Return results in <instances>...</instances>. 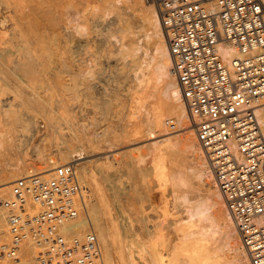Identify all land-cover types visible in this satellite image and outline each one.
<instances>
[{"label": "bare ground", "instance_id": "1", "mask_svg": "<svg viewBox=\"0 0 264 264\" xmlns=\"http://www.w3.org/2000/svg\"><path fill=\"white\" fill-rule=\"evenodd\" d=\"M95 1L40 0V6L38 8L12 9V11H15V13L13 12V14L15 15L12 14L14 16L15 22L14 30L11 34L8 35V37L0 39V81H2L3 84L4 80V83H6L7 86V90H9L8 87L11 88V86L13 85L9 86L5 77L15 75L14 77H16V81L13 80V82L15 81L14 85L16 83L17 86L11 88V90H13L14 92H12V96L6 95L5 97H3L6 94L3 92V99L0 98V154L2 155V159L4 160L2 161L4 164L1 162L3 166H1L0 163V175L4 174L6 177L4 178L5 180L0 181V185L3 186V189H8L12 181L17 177L30 176L33 174H44L46 176H50L53 169L57 165L66 162H72L75 167L76 175L79 177V180L87 190V196L85 198L84 205L85 213H80L75 220L66 222L64 225V229L74 232H82L85 229L89 228L92 229L96 233L101 243L103 264H250L246 249L240 241L236 225L226 207L222 193L214 180L204 151L196 138L194 124L190 121L187 107L181 97L179 84L174 73L170 69L171 56L164 38L163 28L160 24L159 16L153 0H138L141 10V24H139V26H141L139 30L134 29L127 23L123 22L122 24L121 22L120 24L116 25V27L114 26L115 28L110 32L106 33L103 30L105 33L100 38L102 42L100 46H102V49L100 47L99 48L103 50L106 58L108 56H113L115 58V72L117 74L121 71L124 72L123 69L126 68V66H129L128 68L133 75V82L134 86L136 87L135 89H137L136 93L134 90L133 95H131L133 99L130 97L132 100H134V102H130L133 103L130 104L133 105V111L129 113L132 115H127V117H130H128V119H123L128 122H125L126 125H123L125 123L121 122L123 123V127L120 132L118 133V131L115 130V133L117 131V134L112 133V135H110L115 128H110L111 126L109 124H106L103 128L101 126H96L98 123L97 120L100 117H97L93 113V115L91 116L94 117H92V119L90 118L91 121H88L87 119L88 122H84L83 120L81 121L80 116L74 112L80 118V120L76 119L75 121L74 114L70 110L73 106H68L67 108V105L69 103L66 104L64 102L66 106L61 104L63 102L59 103V101H57L58 104L56 105L51 104L53 98L51 99L49 95L52 94H47V96V91H49L50 93H59L63 89L64 91H61L62 93L65 92V88L67 92L68 90L73 91V87L67 90L69 84L66 87L63 83L65 82L66 77L63 82H60L62 81L61 78L60 81L58 79L59 82L57 81V78L63 77L64 75L59 77L54 76V78L56 79L54 80L55 83L53 81H48L51 73H53L55 69H58L59 71L60 68L58 66L54 69L50 66V75L47 74L45 77L44 73L46 67L48 68V66L51 65V62L56 61V56L58 57V53L60 54L63 49L64 51H66L65 53H67V51L71 49V45H73V43L76 42V45L74 46H77L79 40H84L85 42H87L90 39L91 42V38H94V36H96L97 34H93V32L96 30L94 29V25L96 24L95 20L99 19L100 21H97V23L101 25L104 24L106 21V16L110 11L112 12L113 9L115 10V8L119 10V8H121L122 6H127L133 0H100V3H98L97 0L96 4H94ZM7 3L9 4L10 2L7 1ZM41 3L44 4L41 5ZM118 14L119 12L116 13V15ZM113 32L117 33L115 34ZM110 35L114 36V40H107ZM140 36H143V39L141 41L139 40ZM80 44L82 45L83 43ZM84 45H86V43ZM88 45L90 46V44ZM218 45L223 57L226 60H228L232 55L236 54L235 50L231 46L226 45L224 42H220ZM148 47L151 48L149 51L147 49ZM86 48H88V46ZM72 49L75 50V47ZM87 50L89 52L91 51V54L93 51L92 56L96 54V51L94 52L92 48H90V50L84 48V51H86L85 53L89 54L85 55L86 57L90 56V53H88ZM76 52H73V54H75ZM69 53L70 54L67 53L66 56L73 55L70 51ZM83 54L81 56L82 58ZM98 55L96 54L95 56ZM81 57L80 59L82 61ZM109 57L107 59H109ZM63 58L65 59V57ZM63 58L61 60H63ZM75 58L76 57L74 56V59ZM59 59L57 61H60ZM71 59H73V57ZM74 59V63L78 62V60L75 61ZM91 60L90 64H85L84 66V64L81 62L79 65L83 67L82 71L84 73L82 72L83 76L81 75L80 77L81 79L83 78V80L85 79V75V77H88L89 79L90 77L94 76L98 68L100 69V66H96L98 68H92L93 64L97 63L96 61H98V59L95 60L94 63L91 62ZM57 61L54 62L55 66H57V64L59 63H57ZM65 61L63 60V63ZM70 61L72 60H69L68 62ZM85 61L86 60H84L83 62ZM71 63L68 64L70 65ZM60 64L61 62L59 63V65ZM68 64H65L66 68L69 67ZM97 64H100L99 61ZM73 67L74 66H72V69H75ZM81 67L79 69H81ZM69 68L71 70V67ZM60 73L64 74L63 72ZM82 73L80 70V74ZM48 75L49 77L47 78ZM78 75L76 74V77ZM11 77L9 79V82L11 81ZM50 79L52 80V78ZM81 79L79 81H82V83H84V81ZM85 81L87 80L85 79ZM71 82H73V80ZM76 83H78V81ZM2 84L0 82V87L2 86ZM78 84L76 86H78ZM79 87L80 84L78 86V89L80 90ZM27 89L30 92H27L26 96L24 95V92ZM103 89L105 90L108 88L103 87ZM45 91L46 93H43ZM0 94H2V92H0ZM77 94L79 95V93ZM134 94H136V96ZM61 95L63 96L64 94ZM114 95L115 94H113L111 91L109 97L111 101L114 98ZM55 96H60V94H53L52 97H54L55 99ZM106 96L108 97L109 95ZM56 98L58 100V97ZM15 99L18 100L17 102L19 103V105H21V107H23V109H26L27 107L29 111V108H31L32 112L35 111L34 113H36V115L39 114L44 118L43 120L49 126L50 134L52 136L51 145L56 146V151H54L55 153L53 152V154L52 151L44 147L45 145L39 143L35 144L34 158L43 163H40L42 166L36 163L37 165H39V167H37L38 169H36L35 171L32 170V168H36L33 165L35 164V161L32 160L33 164L32 166H30L32 161L30 160V163L28 160H26V154H23L26 153V150L24 149L25 143L23 140L17 137L18 133H16V131L20 126L19 133L25 135V137H29L33 134L32 130L34 128L31 129V127H33L32 123H35L37 120L33 115V120L25 118L28 115H22V112L27 113L28 111H22V108V110L20 111L19 109H14V111L9 112L7 108L9 107V104L12 105V103H15ZM80 101L82 100L80 99ZM17 102L16 104L18 105ZM14 107L16 106L14 105L13 108ZM131 107L129 108L131 109ZM99 109V111L101 112V117H104L108 114L107 105H104ZM141 113H144L143 115L146 121L144 127L142 125L143 123L141 124L143 129L146 130L148 135L152 134L153 136H155V139H153L154 141H152V144L150 143L151 141L148 142V144H151L150 147L148 146V151L140 153L138 150H142V148L138 149L137 147H140L138 145L136 148H134V150L138 149L137 151L139 152V154L135 153V155L131 156L128 153L131 156L129 159L127 157L123 158L124 160L120 158L122 159V166L126 167L123 170L127 174L126 179L129 178L130 180L128 181H131L134 186L138 184V186L136 185L135 188H140V190L137 189V192L139 190V192L137 193L135 192L136 190L133 191L135 188L132 186V190L131 192L129 191V193L132 196H134L135 194V196H137V194H141V192L143 193V190H145L144 193L146 197L148 188L146 189V187H144V189L141 187L147 186L148 180L146 179V177L149 174L153 176L154 184L159 186L167 185L169 187L168 192L173 201L172 203L181 206V218L179 219L178 217H176V215L174 218L178 219L174 221L171 220L173 222V225L171 223L166 224L165 222L164 224L161 219L160 223L158 220V223H156L157 221L154 222L156 224H153L154 226L151 225L152 223L147 225V221L142 220V215L138 213L139 211L137 210V208L139 206L136 208L138 202H134V199L139 195L135 198L133 197L134 201H129L130 194L128 193L127 198V194H125L124 192V190L126 189L122 190L121 187V189L117 188L118 190L116 191L113 189V191H111V189L109 190L112 192V197L115 198H112L113 200H117V202L120 200L118 209L121 210V213L123 212L125 214L126 210L129 211L124 216L126 222L122 220L123 222L121 221L122 225L120 223V226L118 224V221L115 220L116 215H113L112 207L110 206L109 202L110 198L108 199L106 193L103 191L104 189L101 186L102 183L100 184L99 177L97 175V171H108V167L110 169V166H112L115 162V159H113L115 156L110 158V154H105L106 152H108L106 151L104 153L105 155L103 154V152L101 153L104 156L100 154L96 157L90 158L88 160L89 162L87 161V159L85 161H75L79 158V154L81 151L84 150L86 153H91L92 151H94V154L95 150H99L100 148H102L104 142L106 147H114L118 144L120 145L126 142L129 143V141L132 139V137L130 138V136H132L134 132L136 133V135L137 132L138 134L140 133L139 131H136L138 129H136L134 125L135 121L139 118V115L141 116ZM257 114L258 120L262 126V130L264 133V105H261L257 109ZM11 115L17 118L20 117V123L18 124L19 126L17 127L16 131L14 130L15 133L13 134H11V132L8 133L10 130L4 125L6 121L5 123L2 122L5 120L3 118H7ZM77 116H75V118ZM168 118H173L175 120V130H168L166 126V121ZM14 123L15 122H13L12 124L15 125ZM36 123L35 131H38L37 127L39 126H36ZM128 123H130V125H134L130 126ZM9 124L10 123L8 122V125ZM127 124L129 125V129L127 128ZM2 126L5 129L1 128ZM89 127L91 128L89 129ZM130 127H132L133 130H130ZM137 128L139 127L137 126ZM62 129L65 130L62 131ZM180 129H182L183 131L181 130L180 132H175L176 130ZM65 131L69 136L68 138L65 137ZM126 139H128L129 141ZM72 140L76 143H73ZM126 146L127 145H121L118 148L121 149ZM99 151L101 152V150ZM128 151L124 150L122 153H120L125 154L126 152L127 154ZM147 155L150 156V164L148 166H137L138 163H143ZM123 156L124 155H122V157ZM120 159H117L116 157V162H118L117 160ZM112 167L113 170H115L114 165ZM3 168H8L9 172L15 176L17 175V177L10 178V173L8 174L2 172ZM27 168L29 172H25ZM107 173L104 178L101 177L104 179V181L105 178H107ZM123 180L125 179L123 178ZM119 181H117L116 179V183ZM122 183L125 184V182ZM150 183L151 182L149 181V184ZM132 184H130V186ZM111 185H109L110 188L112 187ZM141 189L143 190L141 191ZM120 190H122L124 194L121 192L122 194L119 193L118 195V192ZM152 193L154 195V190ZM142 196H139L140 198H137L136 201L140 200ZM143 198L141 199V201L144 200ZM147 198H145V201ZM134 203L135 205H133ZM177 213L178 212H176V214ZM132 219H139V222L135 224ZM131 220L134 224L131 222ZM137 220L135 222H137ZM170 225H172V227ZM0 233V238L8 237V212L1 205ZM34 253L36 254L35 246L29 238H25L18 257L14 259H4L2 263L21 264L23 259L24 264H35L36 260L34 261Z\"/></svg>", "mask_w": 264, "mask_h": 264}, {"label": "built area", "instance_id": "2", "mask_svg": "<svg viewBox=\"0 0 264 264\" xmlns=\"http://www.w3.org/2000/svg\"><path fill=\"white\" fill-rule=\"evenodd\" d=\"M171 56L170 69L194 124L196 138L236 225L250 264H264L263 0H154ZM235 53L226 60L219 43ZM175 129L173 118L166 121ZM87 190L72 162L50 176L17 177L0 185L8 237L0 264L17 258L25 238L38 264H103L92 229L65 230L85 213Z\"/></svg>", "mask_w": 264, "mask_h": 264}, {"label": "rangeland", "instance_id": "3", "mask_svg": "<svg viewBox=\"0 0 264 264\" xmlns=\"http://www.w3.org/2000/svg\"><path fill=\"white\" fill-rule=\"evenodd\" d=\"M7 1H9L10 3L8 4L7 3ZM93 2L95 1V0H92ZM154 1V0H153ZM92 2V3H93ZM96 2H97V0L95 1V3L94 4H96ZM98 3H100V0H98ZM97 3V4H98ZM44 4V3H43ZM42 3H41V5H43ZM40 6V0H0V39H3V38H6V37H8V35L9 34H11L12 32H13V30H14V24H15V22H14V16L13 15H15V14H13V12L15 13V11L13 10L12 11V9H15V8H23V9H28V8H38ZM156 7V6H155ZM117 12H119V14L118 15H116V13ZM13 14V15H12ZM140 16H141V10H140V6H139V1L138 0H133L132 2H130L127 6H122L121 8H119V10H117L116 8H115V10L113 9V11L111 12H109V14L106 16V21H105V23L104 24H99V23H97V21H100L98 18H96V19H98V20H95V27H94V29H96L94 32H93V34L94 33H97L96 34V36H94V38H91V42H90V39L87 41V42H85L84 40L82 41V40H79V42L77 43V46H74V45H76V42L75 43H73V45H71V49L72 48H74L75 47V50L74 49H70V50H68L67 51V53L68 54H70L69 53V51L71 52V54H73V52H76L75 54H73V55H69V56H66L67 55V53H65L66 51H64V49L62 50V52H60V54L58 53V57L56 56V61L59 59V57H60V61H57V63L59 62H61V64L63 65H59V63L57 64V66H55V63L54 62H56V61H54V62H51L50 64L51 65H49L48 66V68L46 67V70H45V73H44V75H45V77H46V75L47 74H49L50 75V73H49V70H50V66H51V68H57L58 66H59V71H58V69H55V74H57V75H55L54 74V72L53 73H51V76L49 77V75L47 76V78L49 77V79H48V81H53L54 82V80H56L55 78H54V76L55 77H59V76H63V77H59V78H57V81H58V79H59V81L62 79V81H60V82H63L64 81V79H65V77H66V80H65V82H63L64 84H65V86L67 87L68 86V84H69V86L67 87V90L69 89V88H72L73 89V91H69L68 90V92L66 91V88H65V92H62L61 93V91H64L63 89L60 91V90H57V91H60L59 93L58 92H49V91H47L48 93H46V91L45 92H43V93H46V95L47 94H52V95H49L50 96V98L52 99H54V97H52L53 96V94H60V96H55V99H54V102H53V99H52V105L54 104V105H56V104H58L57 103V101H59V103H61V102H63V103H61V104H63V105H65L64 104V102L66 103V104H68L67 105V108H68V106L70 107H72L73 108V110H72V108L70 109L71 110V112H73V114H74V119H75V121H76V119H78V120H80V118H81V121L83 120L84 122H88V121H91V119H92V117H94V116H91V115H96L97 117H100L97 121H98V123H97V125L96 126H98V127H104L106 124H109L111 127L110 128H115L112 132H111V134L110 135H112V133L114 134L115 133V130H117L118 131V133L120 132V130L122 129V127H123V125H126V123L125 122H128V121H126V120H123V119H128V117H130V116H128L127 117V115H132V114H129V113H131L132 111H133V105H130V104H133V103H130V102H134V100H132L133 98L131 97V95H133V91L135 90V93H136V90L137 89H135L136 87L134 86V82H133V75H132V72L129 70V66H126V68H124L123 69V71L124 72H120V73H116L115 72V68H116V61L114 60L115 58L112 56H108L109 57V59H107L106 58V56L104 55V52H103V50H101L102 49V46H100L101 45V37L103 36V34L106 32H110L111 30H113L115 27H116V25H118V24H120L121 22H122V24H123V22L124 23H127V24H129V25H131L134 29H136V30H139V28H140V26H139V24H141V21H140ZM107 22V23H106ZM104 25V26H103ZM108 26H109V28H108ZM115 26V27H114ZM103 27V28H102ZM97 29H99V30H97ZM110 29V30H109ZM105 32H104V31ZM107 30V31H106ZM99 32H100V34H99ZM102 32V33H101ZM113 33H117V32H113ZM96 38V39H95ZM99 38V39H98ZM143 39V36H140L139 37V40L141 41ZM107 40H110V41H112V40H114V36L113 35H110L109 37H108V39ZM80 43H83L82 45L80 44ZM86 43V45H84ZM71 44V43H70ZM88 44H90V46L88 45ZM98 45V46H97ZM80 46V47H79ZM88 46V48H86ZM92 46V47H91ZM76 47H77V49H76ZM79 47V48H78ZM101 49H100V48ZM84 48L85 49H89L90 50V48H92V50H94V52L96 51V54L98 55V56H95V55H93L92 56V54H93V51H92V54H91V51L89 52L88 50V53H90V58L88 57H86L85 55H89V54H87V53H85L86 51H84ZM83 49V50H82ZM148 49V51L151 49L150 47H148L147 48ZM79 51V52H78ZM80 51H82V52H80ZM63 55H62V54ZM65 53V54H64ZM78 53V54H77ZM83 54V58L81 57L82 56V54ZM79 56H77V55ZM61 55V56H60ZM74 56L76 57L75 59H74ZM84 56H85V58H87V59H85L84 58ZM63 57H65V59L63 58ZM70 57V58H69ZM73 57V59L76 61V60H78V62H76V63H74V61H73V59H71ZM80 57L82 58V61H81V59H80ZM96 57V58H95ZM63 58V60L65 61L67 58H69V59H67L64 63H63V60H61ZM80 59V61H79V59ZM93 58H94V60H93ZM92 59V60H91ZM98 59V61H99V63L100 64H97L98 63V61H96L97 63H95V64H93V66H92V68H98L99 66H100V69L98 68L97 69V71H96V73L94 74V76L93 77H90L89 79H88V77H85L84 76V78L89 82H87V81H85V79L83 80V78L81 79L80 77H81V75L83 76V67H81V66H79L80 65V63L82 62L83 64H84V66H85V64L87 65V64H90V60H91V62H93L94 63V61L95 60H97ZM69 60H72V61H70V62H68ZM84 60H86L85 62H83ZM71 62H73V63H71ZM68 63H71L70 65L68 64ZM79 63V64H78ZM65 64H68L69 65V67H71V70H70V68L69 67H67L66 68V65ZM74 64V65H73ZM75 64H77V65H75ZM97 64V65H96ZM53 65V66H52ZM67 65V66H68ZM74 66L73 68H75V69H72V66ZM95 65V66H94ZM79 66V67H78ZM96 66H98V67H96ZM81 67V69H79ZM102 67V68H101ZM111 67V68H110ZM115 67V68H114ZM68 68H69V70H68ZM66 69V70H65ZM115 69V70H114ZM57 70V71H56ZM80 70H81V73L82 74H80ZM52 71V70H51ZM65 71V72H64ZM68 71H70V72H68ZM60 72H63L64 74H61ZM69 73V74H68ZM66 74V75H65ZM68 74V75H67ZM73 74H74V76H73ZM76 74L78 75L77 77H79V78H77L76 77ZM69 75H71V76H69ZM12 76V77H11ZM15 76V75H14ZM13 75H10V77H11V81L9 82V79H10V77H5V79H6V81H7V83H8V85L9 86H11V85H13V86H11V88H13V87H16L17 86V84L15 83V85H14V82L16 81V77H14ZM70 78H68V77ZM2 77V76H1ZM14 77V78H13ZM50 78H52V80L50 79ZM54 78V79H53ZM61 78V79H60ZM77 80H76V79ZM83 80L84 81V83H82V81H79V80ZM1 80V79H0ZM13 80H15L14 82H13ZM68 80V81H67ZM73 80V82H71ZM56 81V82H57ZM58 81V82H59ZM78 81V83L80 84V90L78 89V86H79V84L78 83H76ZM1 82V84H2V81H0ZM11 82H13V83H11ZM87 82V83H86ZM55 83V82H54ZM71 83V84H70ZM4 84V85H3ZM3 84H2V86L0 87V88H2V89H0V92H2V94H0V98H2L3 99V97H5L6 95L8 96H12L13 95V90H11V88H9L8 87V89L9 90H7V86H6V83H4V80H3ZM78 84V86H76ZM81 84H85L84 86L83 85H81ZM103 85V86H102ZM71 86V87H70ZM86 86H87V88H86ZM82 87H84V88H82ZM103 87L104 88H108V89H103ZM134 87V88H133ZM5 88H6V90H5ZM77 88V89H76ZM18 89V88H17ZM71 89V90H72ZM75 89V90H74ZM76 90H78V91H76ZM89 90V91H88ZM107 90V91H106ZM112 91V93L113 94H115L114 95V98L112 99V101L109 99V97H110V94H111V91ZM6 93L5 95H4V93ZM9 92V93H8ZM13 92V93H12ZM27 92L29 93L30 91L27 89V90H25V92H24V95H26L27 96ZM74 92V93H73ZM81 92V93H80ZM83 92V93H82ZM105 92V93H104ZM132 92V93H131ZM77 93H79V95L81 96H79ZM61 94H64L63 96L61 95ZM4 95V96H3ZM75 95V96H74ZM106 95H109L108 97L106 96ZM135 96H136V94H134ZM137 95H138V93H137ZM3 96V97H2ZM44 96H45V94H44ZM48 96V95H47ZM46 96V97H47ZM67 96V97H66ZM78 96H79V98H78ZM104 96V97H103ZM56 97H58V100H57V98ZM61 97V98H60ZM132 99H131V98ZM134 97V96H133ZM71 98V99H70ZM50 99V100H51ZM60 99H62V100H60ZM64 99V100H63ZM78 101H77V100ZM80 99L82 100V101H80ZM16 101H14L15 103H12V105L11 104H9V107L7 108V110L10 112H12V111H14V109L16 110V109H19V111L20 110H22L23 109V107H21V105H19V103L17 102L18 100L17 99H15ZM86 100V101H85ZM102 100V101H101ZM75 101V102H74ZM16 102L18 103V105L16 104ZM76 102H78V103H76ZM82 102V103H81ZM112 102V103H111ZM84 103V104H83ZM81 104V105H80ZM83 104V105H82ZM113 104V105H112ZM16 106V107H14L13 108V106ZM104 105H107V110H108V114L106 115V116H104V117H101V112L99 111L100 109L99 108H101L102 106H104ZM130 105V106H129ZM5 106V105H4ZM3 106V107H4ZM66 106V105H65ZM85 106V107H84ZM101 106V107H100ZM132 106V107H131ZM19 107V108H18ZM81 107V108H80ZM129 107H131V109L129 108ZM22 108V109H21ZM75 108V109H74ZM12 109V110H11ZM30 110L28 111V108L26 107V109H23L22 111H24V110H27L28 112L27 113H29V114H27V113H25V112H22V115H28L27 117H25V116H22V117H25V118H27V119H32V118H34L35 117V119L37 120L36 122L38 123H36V126H39V127H37L38 129V131H35L36 129H35V123H32V126L33 127H31V129H33L32 131H33V134L32 135H30L29 137H25V135H22V134H20L19 133V123H20V117L19 118H17V117H13V115H11V116H8L7 118H3V119H5L4 121H2V122H4L5 123V121H6V123L4 124L9 130V132L8 133H10L11 132V134H13V133H15L14 132V130L16 131V129H17V127H18V129H17V131H16V133H18L17 134V137H19L21 140H23L24 141V143H25V147H24V149L26 150H24L26 153H23L27 158H26V160H28L30 163H31V161L33 160V161H35V164H33V161H32V163H31V165L30 166H32V164L36 167V168H32V170L33 171H35L36 169H38L37 167H39V165L40 166H42L41 164H43L41 161H38L36 158H34L35 156H34V146H35V144H37V143H39V144H43V145H45L44 147L45 148H47V149H49L50 151H52V153L54 152V151H56V146L55 145H53V146H55V147H53L52 145H51V143H52V136H51V134H50V130H49V126L44 122V118L43 117H41L39 114H37L36 115V113H34V112H32V110H31V108H29ZM81 109H83V110H81ZM87 109V110H86ZM89 109V110H88ZM94 109V110H93ZM75 110V111H74ZM86 110V111H85ZM129 110H131V111H129ZM83 111V112H82ZM93 111V112H92ZM77 114V115H79L80 116V118H79V116H77L75 113ZM90 112V113H89ZM25 113V114H24ZM93 113V114H92ZM98 113V114H97ZM89 114V115H88ZM126 114V115H125ZM144 114V113H143ZM142 113H141V116L139 115V118L137 119L138 120V123H137V120L135 121V125L134 124H132V125H134L135 127H136V129H138V130H136V131H139L140 133L138 134V132H137V135H139V136H137L136 135V133L134 132L133 134H132V136H130V138L132 137V139L129 141L128 139H126V140H128L129 141V143L128 142H126V143H124V144H118V145H116V146H114V147H106V145H105V142H104V147L102 146V148H100L99 150H101V152L99 151V150H95V153L93 154V152L94 151H92L91 153H86L84 150L83 151H81L80 152V154H79V158L77 159V160H75V161H81V160H83V161H85L86 159H87V161L90 159V158H93V157H96V156H98V155H100L102 152H103V154L106 152V151H108V152H106L105 154H110L109 155V157L110 158H112V157H114L113 159H115L114 161V167H115V170H113V165L112 166H110V169H109V167L107 168L108 169V171L107 170H105L104 172H102V171H100V172H102V173H100V172H98L97 171V175H98V177H99V181H100V184H101V186H102V188L104 189L103 191L106 193V195H107V197H108V199H109V202H110V206L112 207V212H113V215H116L115 216V220L116 221H118V224L120 225V223H121V225H122V222L124 221V222H126L125 221V214L126 213H128L129 211L128 210H126V212H125V214L122 212L121 213V210L120 209H118L119 208V206H118V204L120 203L119 201L117 202V200H113V199H115L114 197H112V192L111 191H113V190H118V189H121V187H122V190H124V189H126V190H124V192H125V194H127L126 195V197L128 198V193H129V191L131 192V190H132V186L135 188V186L137 185L138 186V184H136L135 186L131 183V181H128V180H130L128 177V179H126V176H127V174L125 173V171H123L124 170V168H126L125 166L123 167L122 165H123V163H122V159L123 158H125V157H127L128 159L131 157V156H133V155H135V153L136 154H139V152L140 153H144V152H146V151H148L149 150V147H150V145L152 144V141H154L153 139H155V136H153L152 134H147V132H146V130L145 129H143V127H144V125H145V123H146V121H145V117H144V115H143ZM34 117H33V116ZM143 115V116H142ZM31 116V117H30ZM75 116H77L76 118H75ZM85 116V117H84ZM30 117V118H29ZM142 117V118H141ZM17 118V119H16ZM83 118V119H82ZM84 118H85V120H84ZM91 118V119H90ZM122 118V119H121ZM15 119V120H14ZM87 119H88V121H87ZM90 119V120H89ZM130 119V118H129ZM9 120V121H8ZM14 120V121H13ZM16 120H18V121H16ZM33 120V119H32ZM141 120V121H140ZM15 122L14 124L15 125H13L12 123L13 122ZM139 121H140V123H139ZM8 122L10 123L9 125H8ZM17 122V123H16ZM121 122H123V123H125V124H123V123H121ZM143 123V124H142ZM123 124V125H122ZM129 125H130V123H128ZM127 124V125H128ZM136 124H138V125H136ZM143 125V127H142V125ZM3 125V126H4ZM8 125V126H7ZM11 125H13L14 126V128H13V126H11ZM17 125V126H16ZM129 125H128V129H129ZM132 125H130V126H132ZM140 125V126H139ZM1 127V128H4V127ZM133 126V127H134ZM137 126L139 127V128H137ZM165 126V125H164ZM163 126V127H164ZM16 127V128H15ZM6 128V129H7ZM13 128V129H12ZM91 127H89V129H90ZM166 128V127H165ZM5 129V128H4ZM133 130V128L132 127H130V130ZM176 129V128H175ZM174 129V130H175ZM13 130V131H12ZM65 129H62V131H64ZM99 130V129H98ZM143 130V131H142ZM145 130V131H144ZM169 131H171L170 129H168ZM173 130V129H172ZM182 129H180V130H176L175 132H180ZM117 131H116V133L115 134H117ZM143 133H142V132ZM183 131V130H182ZM7 133V134H8ZM65 137H69L68 136V134H67V132L65 131ZM144 134V135H143ZM145 134H147V135H145ZM142 135V136H141ZM134 137H135V139H134ZM137 139V140H136ZM151 141V142H150ZM72 142H73V140H72ZM148 142H150L149 144H148ZM73 143H76V142H73ZM146 144V145H145ZM62 145V144H61ZM121 145H127L126 147H124V148H118V147H120ZM140 146V147H137V146ZM149 146V147H148ZM50 147V148H49ZM53 147V148H52ZM142 148V150H134V148ZM147 147V148H146ZM127 148V149H126ZM131 148V149H130ZM55 149V150H54ZM104 149V150H103ZM133 149V150H132ZM146 149V150H145ZM103 150V151H102ZM122 150V151H121ZM128 151V150H132V151H128L127 152V154H126V152H125V154H121L123 151ZM135 151V152H134ZM121 152V153H120ZM132 152V153H131ZM27 153H28V155H31V156H28L27 155ZM55 153V152H54ZM53 153V154H54ZM131 155H129V154ZM134 153V154H133ZM103 154H101L102 156H104ZM114 154V155H113ZM1 155V154H0ZM122 155H124L123 157H122ZM127 155V156H126ZM33 156V157H32ZM116 157H117V159L119 158H122V159H120V160H117L118 162H116ZM3 157H2V155L0 156V163L2 162V161H4L3 159H2ZM29 158H33V159H29ZM149 159H150V156L149 155H147V157H145V160L143 161V163L142 162H140V163H138L137 164V166H148L150 163H149ZM31 160V161H30ZM124 160V159H123ZM148 160V161H147ZM28 161H27V163H28ZM89 162V161H88ZM121 162V163H120ZM3 163V162H2ZM2 163H1V166H3L2 165ZM39 164V165H37V164ZM41 163V164H40ZM116 163V164H115ZM117 163H120V164H117ZM4 164V163H3ZM121 165V166H120ZM120 166V167H119ZM112 167V168H111ZM123 167V168H122ZM31 168H29V169H31ZM120 168V169H119ZM7 169V170H6ZM119 171H118V170ZM5 170V171H4ZM122 170V171H121ZM8 171V172H7ZM29 172V170H28V168L26 169V171L25 172ZM111 171V172H110ZM115 171V172H114ZM2 172L3 173H10L9 172V170H8V168H3V170H2ZM108 174L107 175V178H105V181H104V177L106 176V173ZM2 173V174H3ZM104 173H105V175H104ZM126 174V175H124V174ZM11 174V173H10ZM102 174V175H101ZM116 174V175H115ZM112 175V176H111ZM119 175H120V177H119ZM124 175V176H123ZM2 176V177H1ZM18 176H21V175H18ZM149 176V177H148ZM151 176V177H150ZM13 177H17V175L15 176V175H13V174H11L10 175V178H13ZM78 177V176H77ZM101 177H103V178H101ZM108 177H110V178H108ZM111 177H113V178H111ZM115 177V178H114ZM119 177V178H118ZM4 178H6L5 177V175L3 174V175H0V181H2V180H5ZM123 178L125 179V180H123ZM78 179H79V177H78ZM108 179H109V181H108ZM116 179H117V181H119V182H117L116 183ZM146 179L148 180V184H149V181L151 182L149 185L147 184V186H143V187H141V188H144V187H146V189L148 188V191H147V193H149V194H147L146 193V197H145V190H143V189H141V191L143 190V193L141 192V194L142 195H144V196H142L141 194H137V196L139 195L140 197L142 196V198L144 199V200H142L141 201V199L140 200H137L136 201V199L137 198H140L139 196L137 197V196H135L134 194V196H132L130 193V199H129V201H134V202H138L137 203V205H136V208H137V210L139 211L138 213H140V215H142L141 217L143 218L142 220H145V221H147V225L148 224H151V225H153V224H155L154 222H156L157 220L159 221V223H160V219L163 221V223L165 222L166 224H169V223H171L172 225H173V222L172 221H174V220H176V219H180L181 218V212H180V209H181V206L180 205H176L175 203V205L172 203L173 201H172V199H171V197H170V194H169V190H168V186L167 185H165V186H159V185H156V184H154V182H153V176L151 175V174H149V175H147V177H146ZM107 180V181H106ZM114 180V181H113ZM108 182V183H107ZM122 182H125V184H121ZM129 182H130V184H132L131 186H130V184H129ZM110 183V184H109ZM111 183H112V185H111ZM113 184H115V185H113ZM118 184V185H117ZM126 184H127V187H128V185H129V187H128V189H127V187H126ZM107 185V186H106ZM109 185H111L112 187L114 186H117V187H111L110 188V186ZM121 185V186H120ZM124 185V186H123ZM120 188H119V187ZM153 186V187H152ZM124 187H126V188H124ZM139 187H140V185H139ZM163 187V188H162ZM109 188V189H108ZM118 188V189H117ZM133 188V189H134ZM111 189V191H109ZM113 189V190H112ZM137 189H139L140 190V188H138V187H136L133 191H135V192H137ZM145 189V188H144ZM122 190H120L119 192H118V195H119V193L120 194H122L123 193V191ZM128 190V191H127ZM139 190H138V192H139ZM149 190H150V192H149ZM153 190H154V195H153ZM133 191H132V193H133ZM122 192V193H121ZM127 192V193H126ZM137 192V193H138ZM159 192V193H158ZM158 193V194H157ZM111 194V195H110ZM124 194V193H123ZM152 194V195H151ZM111 196V197H110ZM131 196H132V198H131ZM169 196V197H168ZM121 197V196H120ZM133 197L135 198V197H137V198H135L134 200H133ZM149 199H148V198ZM163 197V198H162ZM113 198V199H112ZM145 198H147L146 199V201H145ZM111 200V201H110ZM128 200V199H127ZM153 200V201H152ZM123 201V200H122ZM125 201V200H124ZM141 202V205H140V202ZM148 201H150V202H148ZM171 201V202H170ZM117 202V203H116ZM143 202V203H142ZM155 202H156V204H155ZM172 204V205H171ZM133 205H135V203L133 204ZM142 205H144V206H142ZM149 205V206H148ZM163 206V207H162ZM176 206V207H175ZM116 207V208H115ZM162 208V209H161ZM168 208V209H167ZM162 211V212H161ZM132 212V211H131ZM175 212V213H174ZM176 212H178L177 214H176ZM170 213H171V215H173V216H171L170 215ZM118 214V215H117ZM177 215V216H176ZM118 216H120V217H118ZM121 216H122V218H121ZM146 216V217H145ZM159 216V217H158ZM162 218H161V217ZM168 216V217H167ZM178 217V218H174V217ZM144 217H145V219H144ZM169 218H170V220H169ZM164 219V220H163ZM123 220V221H122ZM127 220V219H126ZM133 220V219H132ZM132 220H131V222H132ZM137 219H134L133 220V222L136 224V223H138L139 221V219L137 220V222H135ZM165 220H167V221H165ZM172 220V221H171ZM122 221V222H121ZM145 221H142V222H145ZM158 221L156 222V223H158ZM161 221V222H162ZM130 222V223H131ZM132 222V223H133ZM133 223V224H134ZM162 223V224H163ZM164 223V224H165ZM145 224V223H144ZM163 224V225H164ZM120 225V226H121ZM150 225V226H151ZM156 225V224H155ZM172 225H170L171 227H172ZM154 226V225H153ZM170 226H169V228H170ZM1 234V233H0ZM138 238H139V236H138ZM33 257L35 258L34 259V261H35V264H38V263H36L37 262V258H36V254L34 253L33 254ZM21 264H24V262H23V259H22V263Z\"/></svg>", "mask_w": 264, "mask_h": 264}]
</instances>
